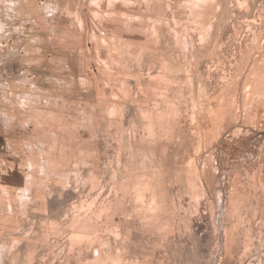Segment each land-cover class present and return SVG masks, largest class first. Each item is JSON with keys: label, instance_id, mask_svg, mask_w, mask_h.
I'll list each match as a JSON object with an SVG mask.
<instances>
[{"label": "rangeland", "instance_id": "rangeland-1", "mask_svg": "<svg viewBox=\"0 0 264 264\" xmlns=\"http://www.w3.org/2000/svg\"><path fill=\"white\" fill-rule=\"evenodd\" d=\"M13 2L0 264H264V0Z\"/></svg>", "mask_w": 264, "mask_h": 264}, {"label": "clouds", "instance_id": "clouds-1", "mask_svg": "<svg viewBox=\"0 0 264 264\" xmlns=\"http://www.w3.org/2000/svg\"><path fill=\"white\" fill-rule=\"evenodd\" d=\"M8 6L6 7V15L13 13V9L15 8V4L13 0H6ZM47 10V9H46ZM6 28V24L3 21H0V32H3Z\"/></svg>", "mask_w": 264, "mask_h": 264}]
</instances>
